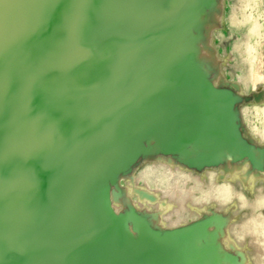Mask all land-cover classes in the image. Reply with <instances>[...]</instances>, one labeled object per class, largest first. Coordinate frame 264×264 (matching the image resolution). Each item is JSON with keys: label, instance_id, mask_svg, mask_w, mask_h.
<instances>
[{"label": "rangeland", "instance_id": "374dc122", "mask_svg": "<svg viewBox=\"0 0 264 264\" xmlns=\"http://www.w3.org/2000/svg\"><path fill=\"white\" fill-rule=\"evenodd\" d=\"M62 1L64 0H35L33 3L31 2L28 8L29 10L25 15V21L27 23L21 24L20 27L13 26L15 39L21 44L22 49L25 47V42L29 43L31 46V48H29L30 46L27 47L32 53L31 58L28 59L32 70L29 80H31V78L34 80L33 88H30L35 89L34 91H38L39 88H42L41 84L44 77L46 78L44 81L52 78V76L48 74V69H52L54 63L59 64L58 51L61 47L64 51H69L71 58L74 57V59H76L82 52V47L84 48L87 42L91 43L90 40H93L98 47L102 44L101 41H103L102 35L96 38L83 36L82 39L79 33L76 34L72 30L76 25L70 22L71 19L65 21L63 18V13L70 14L69 9L71 8H68L67 1L66 3ZM80 1L81 0H78L79 3ZM227 1L232 0H173L170 13H168L166 17H160L158 22L156 21V16L154 18L146 16L143 18L145 25L142 27L150 30V26L153 24L154 31L152 33L157 36V38L152 36V41L144 42L139 49V52H142V55H145V57L149 55V67L147 68L145 77L147 78V89L136 90L130 88L133 84L131 81L137 69L134 63L133 65L131 63L127 65L126 59L128 58V51L120 50L116 46L111 49L114 59L120 61L122 66H126L123 67V71H125L123 72V74H125V83H127L126 88H121L115 95H119L118 97L120 98L133 100L135 103L132 102V105L127 109L129 116L127 117L126 115V119L124 120L125 127L123 134L125 136L123 139L125 142L119 147L118 151H115V149L110 150L106 146L99 147L97 146V141H92L87 147L86 145H82L83 147L81 148L80 143L82 140L84 142L85 136L80 132L78 135L76 134L77 136L73 141L76 143L75 147L77 148L79 146L80 148V150L76 152L75 157L81 160L86 158L84 174L74 177V173H72L71 175L63 177L62 186L64 192L58 190L55 180L46 177L47 181L52 182L49 186L52 190L51 193H58L66 200V203L77 201L71 208L67 207L69 211L64 214L67 215V219H70V221L73 219L75 223L78 222L80 227L77 229L72 225L70 226V221L68 222V220L64 218L65 222L63 221L64 224L61 225V227L57 225L51 228V232L56 230L54 235L55 240H53V237L50 238L49 244L46 245L48 252L41 251L42 256L40 257L44 256V263L42 264H74V261L75 264H78L79 261L80 264H82V260L90 259L91 256L95 255L100 258L97 264H207L208 262H206L203 257L201 259H189L190 254L189 251L187 252L186 248L190 247L192 244H206L207 246L205 247L210 249L211 252L212 250L214 252H216V250H218V252L222 251L223 253L226 251L224 253L225 258L227 257V259L234 261V264H246V262H249L247 264L253 263V261H250L252 259H247L246 256L251 254L255 256V251H253L254 254L253 252L250 254L248 251L251 252V247L247 246V244H245L247 242L244 241L245 247L248 249L250 248L246 250L245 247H243V249H245L244 251H246L244 252L242 250V245H238L236 242V240H238L239 229L233 226V224H235L234 221L236 222L243 218L246 213L250 211L249 209L238 210L239 207L236 199L235 201L232 199L231 202L227 201L228 204L226 203V206L229 205V207L226 208H230L236 202L232 207L233 209L230 208L232 209L231 211H229L230 209L228 211L226 210L229 212L230 216H232V211V214L234 212L238 213H234L233 217L235 215H239V217L235 216L236 218H232L227 212L225 213L223 211L225 214L221 212V210L226 209L224 208L225 205L223 209L221 208L219 211L220 206L217 207V205H213L214 203L205 204L206 200L204 197L193 193L194 191L190 189L193 196L189 194L191 197H188L187 195V203L185 202L186 207L189 208L190 206L191 208L192 206V209H197L198 205L199 208L197 210H201L199 212L195 210L197 215L196 213L194 214L195 216L190 215L192 218L186 215L190 219H187L185 216L183 219H180L182 221L177 225H180V223L182 224L186 218L187 223H193V228L190 226L191 228L188 227L186 231L187 227H184V223V225L182 224L178 227L163 226L165 219L173 220V217H178L180 215L176 214L172 217V215L176 213L172 207L174 204L172 201L175 197L177 200L180 199L179 196L182 197L184 189L186 192L189 191L188 188H191L190 186L192 185L188 183L190 182L188 177L191 173L199 178L206 170H212L215 172V177L218 176L217 181L220 184H225V186L229 184V182L224 183L227 182L225 181L227 176L231 179L237 175V173H241L242 175L240 174L241 176H238L239 179L240 177L243 179L248 177V181H246V178L244 179L245 181L242 178L240 179L241 188L244 194L251 199L255 197V193L253 192L254 185L259 182L261 183H259L260 185L264 184V180H262L264 179V149L258 144L260 136L259 131L262 130L264 125V113L263 115L262 113L258 114V110L264 109V83L258 90L251 89L248 93H243L239 96L241 87L236 81L230 80L226 74L225 67L229 60L228 54L230 55V52L225 55L221 52L220 40L217 37V33L219 32L227 35L229 39L224 42L223 45L226 49L231 50L235 44L241 41L244 36V31L252 28L257 22V25L261 27V36L255 37L254 44L257 51L254 58V66L256 67L255 73L258 74L262 65L264 66V0H254L251 6L245 9V16H239L241 24L244 22L242 30L239 31L231 29L229 21L231 10ZM40 2H42V4ZM168 4H170V2ZM80 7L85 10L84 14L89 18L84 4ZM108 7H111L109 10L112 11V14L116 12L111 5ZM38 10L39 13H37ZM51 10L61 21L60 24H58L59 21L57 19L52 20L53 27L58 25L55 30V34L58 35V41L53 50L49 51L48 47L52 49L53 43L49 44L48 42H55L57 39L53 37L47 40L50 28L48 27V20L45 21L44 17L42 18L41 16L45 15V11L47 13ZM141 13L139 14L140 16ZM36 15H40L41 17L39 23L36 21ZM129 18H132V16H129ZM77 19L74 17L72 21ZM92 22L94 23L95 21L93 20ZM92 22L90 23L92 24ZM135 26L137 27V25L133 24H131V26L120 27V29L116 27V40L118 45L120 43L119 46L130 42L128 46H130L131 50L132 48L137 49L138 46H140L138 38L133 36ZM127 27L130 29H127ZM30 28L31 30H29ZM69 28L71 29L66 31ZM145 32L146 31H144V33ZM40 33L41 35L44 33L46 41L42 37V40H40ZM131 36H133L134 41L131 38L129 42ZM82 40L86 41V43L84 44ZM34 41L33 48L32 42ZM93 41L91 44H94ZM48 44L49 46L47 47ZM89 47L90 45L88 48ZM17 59L21 61V56H18ZM87 63L88 58L86 57L76 64L86 66ZM72 64L73 61H71L70 67L71 73H74L73 75H75V77L70 78L71 80H68L67 89L62 93L60 92V100L64 104L63 107L67 108L68 106L71 111L68 127L71 125V127L73 126L72 129H79L82 128L84 124H88L90 129L93 128L96 133L100 134L101 130L97 122H95V118L93 119L90 115V112L92 108H94L92 105L96 99L107 101L110 94L107 93V87L102 85V79L101 77L99 78L97 71L92 69L89 71V75H81L72 70ZM238 65L239 64L236 63V66ZM25 66L29 68L28 62ZM17 83L18 82L15 84ZM99 83L100 85H98ZM19 84H21V81ZM210 86L213 89H210ZM91 87L93 88L91 89ZM95 87L97 90H95ZM90 90H93L94 94H91L92 91L90 93ZM13 91L15 94L11 99L10 111L13 113L14 111L16 112L17 109L23 111L26 115V122L33 123L34 125V116L27 115L28 111L24 106L25 100L21 91H25V89L16 87ZM88 94L91 95V98ZM87 98L91 101H87ZM40 99L41 98L38 97V101H36L37 109L42 107V102L39 101ZM76 100H79V102ZM123 105V103H120L118 106L121 107H115V109L119 110L117 114L115 112L116 122L124 117L127 111L124 110ZM82 111L85 112L82 113ZM81 114H83L84 117ZM80 117L82 118L81 120ZM77 119L78 122H76ZM83 119L85 123H83ZM100 121H103V118ZM185 124L189 126L185 127ZM29 129L32 132L36 130L34 126H29ZM176 132L180 133L184 140L181 143L170 146V148L167 146L169 144L166 142L169 141L170 137L172 135L174 136ZM228 132L234 133L235 139H230ZM203 135L204 138L207 136V140H205L206 138L203 139ZM109 137L112 138L111 136ZM241 149L245 150L244 154L240 152ZM250 151H252L251 153H254L255 156L256 154L258 156L260 155L259 157L257 156L258 159L251 158L252 154ZM90 157L94 160L92 164L91 159H89ZM196 158L201 159L204 164L202 166L195 165L194 161L197 160ZM260 160H262V162ZM159 163L163 165L166 164L169 167L171 166L173 169L176 166L177 169L174 170L175 172L179 171V173H177L178 176L176 175V178L173 176L171 177L169 174L168 176L163 167L161 169L159 168V166L161 167ZM243 164H247L246 167L248 168H246L245 165L243 166ZM146 165H150L153 169L151 167H148V169ZM228 166L231 167L229 168ZM236 166L239 168H235ZM244 167L247 171H244ZM234 169H238L236 171L237 173H234ZM239 169L242 172L239 171ZM159 170H163L166 173L163 171L159 172ZM137 176L139 179L136 178ZM250 176H253V183L250 181ZM147 177H149L150 182H148ZM178 177L180 179H178ZM184 179L186 180L184 181ZM230 179H228V181H230ZM175 180H178V182L182 180V182H184L183 184L186 186L180 185ZM56 181L58 183L59 179L57 178ZM3 182H6L7 185L9 184V180L3 179ZM246 183L247 186L245 185ZM248 183H251V185ZM137 184L145 187L140 186V188H142L141 191H144L143 194L145 195H141V191L140 194H134L133 191H136L138 187ZM178 185L179 188L183 187V192H181V188L177 191ZM70 186L74 189L70 188ZM173 188L174 190L177 188V192H172ZM152 189L153 191L161 192L162 195L165 194L164 197L166 199L171 196V193L173 196L176 195L175 197L172 196V199L170 198V202L164 201L163 197L161 198L162 200L160 199L162 202L160 200H158L160 202L156 201L154 197L153 201L151 197L152 194L149 192ZM92 190L93 192L90 195V191ZM91 197L94 200L93 205L96 214H93L92 210L90 208L88 209L86 206L89 204L88 199L92 201ZM79 198L81 201H79ZM193 199H195V202ZM167 200L169 201V199ZM12 202L14 203V201ZM83 202L85 207L83 206ZM192 202L194 203L192 204ZM166 203L168 204L166 205ZM170 207L173 208V211ZM236 209L239 212H237ZM145 213L147 215L144 217ZM138 214L139 216H137ZM240 214H244V216L240 217ZM177 219H179V217ZM220 219L224 221L225 226L228 228L227 230L226 227H218L221 222ZM230 219H232V221ZM139 220L143 221L144 224L150 223L149 227L151 231L147 226V228L140 227L137 230L140 224ZM184 222L186 223V221ZM230 224L231 226L228 227ZM174 225L175 224H172L171 226ZM216 228H223L226 236L225 234H223V236L220 235L219 238H221L222 241L219 239V242L217 241L213 244L211 242V237L215 233V230L217 231ZM178 230L179 232H177ZM19 233H21V230H19ZM139 233L141 235H139ZM137 234L138 237L140 236V239H138V237L136 239ZM5 237L6 236L0 239V258L8 256L7 259L9 258V260L7 264H11V255L14 248H9L8 251H4L3 240ZM204 237L205 240H207L204 241L205 243L203 242ZM262 238L264 237L262 236ZM261 240L264 241V239ZM219 243L220 245H216ZM27 244L32 249H38L36 244ZM258 245L263 246H257V248L263 249V251L260 250V253H262L260 257L264 259V242L258 243ZM222 246L224 250L221 249ZM235 246H237L240 252L236 250ZM15 247L18 248V246ZM230 249L232 252H229ZM1 252L3 253L1 254ZM40 253L39 255H41ZM235 261L237 263H235Z\"/></svg>", "mask_w": 264, "mask_h": 264}, {"label": "bare ground", "instance_id": "6f19581e", "mask_svg": "<svg viewBox=\"0 0 264 264\" xmlns=\"http://www.w3.org/2000/svg\"><path fill=\"white\" fill-rule=\"evenodd\" d=\"M34 1L35 0H0V239H2L4 236H6L5 239L3 240L4 251H8L9 248H14V251L11 255V257H12L11 264H42V263H44L43 262L44 256L43 257H40V256H42V252H46L48 250V248H46V245L49 244L50 238L53 237V240H55L54 235H55L56 230L54 232H51V228H53L57 225H58V227L59 226L61 227V225H63L65 222L64 218L67 219V215L64 214V213L69 211L67 209V207L71 208L72 205H74L77 202V201H74L71 203H66V200L63 197H61L58 193H56V192L51 193L52 190L49 188V186L52 182L46 180L47 178L55 180V183H56L58 190L60 192H64V190H63L64 188L62 186V182L64 179L63 177L71 175L72 173H74V177L77 175H83L84 174V171H85L84 167L86 166V158L81 160V159H78L77 157H75L76 152L78 150H80V148H79V146L77 148L75 147L76 143H74L73 139L81 132L85 136L84 142L82 140L80 143L81 148L83 147L82 145H84V146L86 145V147H87L92 143V141H97L98 142L97 146H99V147L106 146L110 150L115 149V151H118L119 147L121 145H123V143L125 142L123 139V137L125 136L123 134V130L125 127V121L124 120L126 119V115H127V117L129 116L127 109L129 108V106L132 105L133 100L131 101V100H128L125 98H120V97H118L119 95H117V96L115 95V93L118 92L121 88H126L127 83H125V74H123V72H125V71H123V67H126V66H124V65L122 66L120 64L121 63L120 61H117L116 59H114V56L112 55L111 49L114 46H116L120 50L128 51L127 52L128 58L126 59V61H127L126 63H127V65L129 63H131L133 65V63H134V66L137 69L135 72L136 74L131 81V83H133V84L131 85L130 88L136 89V90L147 89L146 86H148V84H147V80H146L147 78H145V77H146L147 68L149 67V55H147V57H145V55H142V52H139V49H140L141 45L144 44V42L152 41L151 40L152 36H154L156 38H157V36H156V34L152 33L154 31V27H153L154 25L153 24H152V26H150L151 27L150 30L144 29L142 27L145 25L143 18H145V16L150 17V18L151 17L154 18L156 16V21L158 22L159 21L158 19L160 17H162V18L166 17L168 15V13H170V9H171L170 7L172 5L173 0H171V1H169V0H97V2H96V0H92V1L81 0L80 3L78 2V0H64V1H62L63 3H66V1H67L68 8L69 7L71 8V9H69L70 14L69 13H63V18L65 21L67 19H71L70 22H73V24L76 25L72 29L76 34L79 33V35L82 37V39H83V36L89 37V38H92V37L96 38L97 36L102 35L101 37L103 38V41H101L102 44L98 47L97 45H95L93 40H90V41H91V43L93 41L94 44H91L90 42L86 43V41L82 40L84 42V44L85 43L86 44L84 45V48L82 47V52L79 54V57H77L76 59H74V57L71 58L69 51H64V49H62V47H61L58 51L59 64L54 63L53 64L54 66L53 67L51 66L52 69H48L49 70L48 74H50L52 76V78L50 80L47 79L46 81H44L46 78L45 77L43 78V75H42V78H43L42 84H41L42 88H39L38 91H34L35 89H30V88H33V81H34L33 78H31V80H29V76L31 75L30 73L32 72V70H31L30 62L28 59L31 58L32 53L30 52L29 49H27V47L30 45H29V43L25 42V44H24L25 47H24V49H22L21 44L15 39V36L13 33V29H14L13 26L14 25L17 27H20L21 24L27 23L25 21V15H26V12H28V10H29L28 8L31 5V2L33 3ZM253 1L254 0L227 1L228 6L230 7V10H231V13L229 14V21H230V26H231L232 30H234V31L242 30V25L244 24V22L241 24L239 16L240 15H242L241 17L245 16L244 15L245 9L248 8L249 6H251ZM169 2H170V4H168ZM52 4H54V3H52ZM83 4H84V8L87 10L89 18L85 16V14H84L85 10L80 7ZM107 5L108 6L111 5L112 8L115 9L114 11H116V12H114L112 14V11L109 10V8H111V7H108ZM45 6H46V3H45ZM197 12H198V10H197ZM140 13H141V16L139 15ZM142 15H143V17H142ZM129 16H132V18H129ZM74 17H76V19L77 18L78 19L72 21V18H74ZM249 17H251V16H249ZM246 19H247V17H246ZM93 20L95 21L94 23L92 22ZM30 22H31V18H30ZM90 22H92V24ZM157 22H154V23H157ZM31 24H32V22H31ZM131 24L137 25V27L135 26V28L133 30L134 31L133 36H136L138 38V40L140 41V46H138L137 49L132 48V50H131L130 46H128V45L131 43L130 39L132 38V40H133V36H131L130 38L128 37L130 43L123 44L122 46H119L120 43L118 45V42L116 40L117 39L116 38L117 37L116 27L118 29H120V27H126L128 25L131 26ZM117 25H119V26H117ZM65 26H67V25H65ZM152 27H153V29H152ZM70 29L71 28H69L66 31H69ZM127 29H130V28L127 27ZM260 29H261V27L258 26L257 22H256L252 28L244 31V36L242 37L241 41L238 44H235L231 48V50L226 49V47L223 45V43L226 42L229 39V37L227 35L221 33V32L217 33V37L220 40L221 52L224 53V55L226 53L230 52V55L228 54L229 60H228L227 65L225 67L226 74L230 80L236 81L239 84V86L241 87L240 88L241 93H239V96H241L243 93H248L251 89L258 90L259 88H261V85L264 83V66L262 65L258 74L255 73L256 67L254 66V58H255L256 52H257L256 47L254 45L255 44V37L261 36L260 35ZM29 30H31V28ZM144 31H146V32L144 33ZM40 35H41V33L39 34V37H40V40H42ZM257 41H259V40H257ZM34 43H35V41L32 42L33 48H34ZM190 43H191V41H190ZM89 45H90V47L88 48ZM29 48H31V46ZM121 48H123V49H121ZM191 48H192V46H191ZM18 56H21V61L17 59ZM236 56H237V58H236ZM50 57H52V56H50ZM86 57L88 58V63L86 64V66H83L82 64H76L77 62L81 61L82 59H84ZM187 59H188V57H187ZM71 61H73L72 70L75 71L76 73L78 72L81 75L82 74L83 75H86V74L89 75V71H91L92 69L97 71L99 78L101 77V79H102L101 80L102 85H105V87H107V90H108L107 93L110 94L109 95L110 97H108L109 99L107 101L96 99V101L92 105L94 108H92V110L90 112V115L93 117V119L95 118V122H97V125L99 126V129L101 130L100 134L96 133V131L93 128L90 129V126H88V124L87 125L84 124L82 126V128H79V129H76V128L72 129L73 126L71 127V125H70L71 128L68 127L70 117H71V111H70V107H68V106H67V108L63 107L64 104L60 100V96H61L60 92L62 93L65 89H67L68 80H71L70 78L75 77V75H73L74 73H71V67H70ZM193 61H195V60H193ZM27 62H28L29 68H26V66H25V64ZM55 62H56V60H55ZM236 63H238L239 65L236 66ZM192 72H194V71H192ZM20 81H21V84H19ZM16 82H18V83L15 84ZM205 83H207V82H205ZM28 84H30V85H28ZM98 85H100V83ZM16 87L17 88L22 87L25 89V91H21V94L25 100L24 106L26 107V109L29 113V114L27 113V115H33L34 116V119H35L34 125H33V123H27L26 122V118H25L26 115L23 111L18 110V109L16 112L14 111V113L10 111L11 110V105H10L11 99H12V96L15 94V92L13 90ZM217 87H218V85H217ZM92 88L93 87H91V89ZM210 89H213V88L211 87ZM95 90H97V88ZM91 91H92V93H91ZM90 93L94 94L93 90H90ZM213 94H214V92H213ZM206 95H207V92H206ZM38 97L41 98L39 101L42 102V107L40 109L36 108V101H38L37 100ZM89 97L91 98V95H89ZM177 98H178V96H177ZM179 99H180V97H179ZM89 100L90 99H88L87 101H89ZM181 100H183V99H181ZM76 101L79 102V100H76ZM180 102H182V101H180ZM110 103H111V105H110ZM120 103L124 104L123 105L124 110L125 111L127 110V111L124 114V117H122L120 120H118L116 122L115 112L117 114L119 112V110L115 109V107H118V108L121 107V106H118V104H120ZM22 110H24V109H22ZM41 110H42V112H41ZM39 112H41V113H39ZM84 112L82 111V113H84ZM258 112H259L258 114L262 113V115H263L264 109L258 110ZM79 115H80V113H79ZM81 115L84 117L83 114H81ZM74 116H76V115H74ZM73 117H72V120H73ZM11 118H14V119H11ZM102 118H103V121H100ZM81 119L82 118L80 117V120ZM186 121H187V119H186ZM76 122H78V119ZM83 123H85L84 119H83ZM83 123H80V124H83ZM90 124H91V121H90ZM29 126H34V128L36 130L34 132H32L29 129ZM91 126H92V124H91ZM187 126H189V125L185 124V127H187ZM74 127H76V126H74ZM142 128H144V127H142ZM191 130H192V128H191ZM178 132L174 133V136L172 135L170 137L169 141L166 142L167 144H169V145L166 144L168 147L174 146V144H176V143H181L184 140L182 138V135ZM194 132H195V130H194ZM205 134H206V132H205ZM228 134H229L230 139H235L234 133L228 132ZM158 135H159V133H158ZM259 135L260 136H259L258 144L264 149V125H263L262 130L259 131ZM109 136H111L113 139L110 138ZM202 137H203V139H205L207 136L204 138V135H203ZM149 138H150V136H149ZM208 139H210V138H208ZM205 140H207V138ZM226 144H227V142H226ZM228 145H230V144H228ZM231 145H233V144H231ZM221 147H223V146H221ZM237 151H238V149H237ZM244 151L245 150L241 149L240 152L244 154ZM251 152L252 151H250V153ZM98 154H101V153H98ZM251 154H252L251 158H253V159L254 158L258 159V157L260 156V155L258 156L257 154L255 156L254 153H251ZM239 156H240V154H239ZM10 157H11V159H10ZM89 159H91V164H92V162H94L93 158L90 157ZM260 161L262 162V160H260ZM194 162H195L194 164L198 165V166H202L204 164V162L201 159H197ZM263 162H264V160H263ZM247 164H243V166L245 165V167H246ZM150 165H152V164H150ZM150 165H146L147 168L151 167ZM160 165H161V167L158 165L159 168L161 169L163 167L164 170L167 172V175L169 174L171 177L173 176L174 178H176L175 176L177 175V173H179V171L175 172V170L177 169L176 166H175L176 168L174 167V169H175L174 170L173 167H171V166L169 167L166 164H164V165L160 164ZM228 167L230 168L231 166H228ZM237 167L238 166H236L235 168H237ZM245 167H244V171L246 170ZM151 168L153 169V167H151ZM242 168H241V170H242ZM246 168H248V167H246ZM237 170H235L234 173ZM241 170L239 169V171H241ZM160 171H163V170H159V172ZM165 171H163V172H165ZM180 171H182V170H180ZM149 172H151V171H149ZM157 172H155V173H157ZM231 173H233V172H231ZM180 174H181V172H180ZM180 174H179V176H180ZM240 174L241 173H239V174L237 173V175H235V176L233 174L234 177L231 179L229 176H227L228 178L226 177V180H225L227 182H224V183L229 182V184L228 185L226 184V186H225V184H220L217 181L218 176L215 177V172H213L212 170H206L205 173L203 175H201V177H199V178H197V176L192 175V173H191L188 177L190 180V182H188V183H190V185H192V186H190L191 188H188V189L190 192L192 190V191H194L193 193H196L197 195L203 196L204 199L206 200L205 204H208V203L213 204L214 203L213 205H217V207L220 206L219 211L221 210V208L223 209L224 205H225L224 208L229 207V205L226 206V203H227V201L231 202L232 199H234V201L236 199V202H237L238 207H239L238 210H240V209L241 210H243V209L248 210L249 209L250 211L248 213H246L245 216H244V214L243 215L240 214V217L244 216L243 218L239 219L236 222L234 221L235 224L232 223L234 227H238V229H239L238 237H237L238 240H236V242L238 243V245H242L243 251L245 249L246 250L250 249V248L249 249L246 248L245 244H247V246L251 247V249H250L251 252L248 251L250 254L253 251H255V256H253L252 254L246 256L247 259L248 258L252 259V260L249 259L251 262L253 261L252 264H264V261H263L264 259H262V257H260V254H262V253H260V250L263 251V249L257 248V246H259L258 243L260 244V243L264 242L263 240H261V239H264V238H262V236L264 237V233H261V232H264V189H263L264 184L262 183L263 185H260L261 183L259 182L260 184L258 183V184L254 185V188H253L254 191L253 192L255 193V197L253 199H251L249 196L244 194L243 189L241 188L242 186L240 184V179L242 177H240V179L238 177V176L242 175V174L241 175ZM252 177L253 176H250L249 178L251 179L250 181H252V183H253ZM57 178L59 179L58 183L56 181ZM136 178L139 179L138 176ZM247 178H246V181H248ZM3 179L9 180V184L7 185L6 182H3ZM178 179H180V178L178 177ZM223 179H224V177H223ZM228 179H230V181H228ZM147 180H148V182H150L149 177H147ZM185 180L186 179H184V181ZM262 180H264V179H262ZM175 181L178 182V180H175ZM178 183L182 186L185 185V184H183L184 182H182V180L179 181ZM178 183H176V184H178ZM255 183H256V181H255ZM176 184H174V185H176ZM248 184L251 185V183H248ZM137 185L140 188L141 185L140 186H139V184H137ZM245 185L247 186V183ZM138 187H137L138 190L136 189V191H133L134 194L135 193L140 194V191L142 188L139 189ZM141 187H144V186H141ZM70 188H73V187L70 186ZM75 188H76V185H75ZM177 188H175V190L173 188L172 192L173 191L177 192L180 190V188L182 190L183 187L179 188V185H178ZM176 189H177V191H176ZM146 191H147V189H146ZM189 191L186 192V190L184 189V192H183V190H182L181 192H183L182 193L183 195H182V197L179 196L180 199H178V200L175 199L176 194L173 196V194L170 192L171 196L167 198V199H169V201L164 197V195H165L164 193H163L164 195H162L161 192L153 191V189L151 191H149L152 194V196L151 195L150 196L152 198L154 197L156 201L160 200L163 197L164 201L166 200L167 202H170V198L172 196L175 197L172 201V202H174V204H173V206L172 205L171 206L174 208V211L176 213L175 214L173 213L174 215H172V217L175 216L176 214H180L178 216L179 219H177L178 217H173V220L169 219L170 221L165 219L163 226L166 225L167 227L168 226H170V227H176L177 226L178 227L184 223L185 224L184 227H187L186 231H187L188 227H190V226L193 228V223L192 224L187 223V219L189 218L187 216L194 215L196 213L195 210H197L199 207H198V205H197V209L196 208L192 209L193 207L191 206V208H190L189 205H188L189 208L186 207L185 202L187 203L186 200L188 199V197H191V195H192V192L190 193ZM92 192H93V190L90 191V195L92 194ZM143 192L141 193V195L143 194ZM189 194H191V195H189ZM75 195H74V197H75ZM90 195H88V196H90ZM143 195H145V194H143ZM187 195H188V197H187ZM146 198H147V196H146ZM154 198H153V201H154ZM88 200H89V204L86 205L87 208L88 209L90 208L92 210V213L96 214L95 207L93 205V203H94L93 198H92V201H91V199H88ZM147 200H148V198H147ZM191 200H192V198H191ZM12 201H14V203ZM79 201H81L80 198H79ZM85 201H86V199H85ZM160 201H158V202H160ZM193 201L195 202V199H193ZM194 202H192V204ZM236 202H235V204H236ZM167 204L168 203H166V205ZM192 204H190V205H192ZM83 206L85 207L84 202H83ZM193 206L196 207L195 205H193ZM232 207H230V208H232ZM2 208H3V210H2ZM173 208L170 207V209H172V211H173ZM230 208H226L225 210H221V212L224 211L226 213ZM232 209H230L229 211H231ZM200 210L201 209L197 210V212H199ZM170 211H169V213H170ZM234 211H235V209H234ZM236 211H237V209H236ZM166 212H168V211H166ZM232 212H231L232 216H230L229 212H227V214H229V216L232 218L237 216V215H235L233 217L234 213L235 214H238V213L234 212L232 214ZM237 212H239V211H237ZM167 214H166V216H167ZM146 215L147 214L145 213L144 217ZM196 215H197V213H196ZM201 215H202V213H201ZM137 216H139V214ZM185 216L187 219L185 218L184 221H186L187 224L183 221L182 224L180 223V225H177L180 221H182L180 219H183V217H185ZM141 217H142V215H141ZM141 217H140V220H141ZM237 217H239V215ZM145 219H147V218H145ZM221 219H223V218H221ZM221 219H220L221 222H220L218 227H226L224 224V221H223L224 219L223 220H221ZM67 220H68V222L70 221V219H67ZM230 220L232 221V219H230ZM69 224H70V226L72 225L73 227H75L77 229H78V227H80L79 223L78 222L75 223L73 221V219L69 222ZM74 224H75V226H74ZM172 224H175V225L171 226ZM149 225H150V223L144 224L143 221H140V224L138 225L139 227L137 228V230L140 227H146L147 226L149 228V230L151 231ZM230 226H231V224L228 225V227H230ZM190 228H189V230H190ZM227 229L228 228L226 227V230ZM19 230H21V233H19ZM182 230H180V231H182ZM177 232H179V230ZM51 233H52V235H51ZM223 234H225L223 228L217 229V231L215 230V233L212 236L213 238L211 237V239H212L211 242L213 244L217 241L219 242V239H221L219 237H220V235L223 236ZM139 235H141V234L139 233ZM225 236H226V234H225ZM229 236H231V235H229ZM137 237H138V234L136 235V239H137ZM228 238H230V237H228ZM138 239H140V236L138 237ZM246 239H248V240H246ZM204 241H207V240H205V237H204L203 242ZM220 241H222V239ZM228 241H229V239H228ZM230 241H232V240H230ZM244 241L247 243L244 244ZM261 241H263V242H261ZM27 243L36 244L38 249L36 250V249L30 248V246ZM208 243H210V242H208ZM234 243H235V241H234ZM23 244H26V245H23ZM216 245H220V243L216 244ZM15 246H18V248ZM205 246H207V245L206 244L205 245L204 244H201V245H197V244L193 245L192 244L190 247L186 248L187 252L189 251V254H190L189 259H191V260L198 259V258L201 259L203 257V259L205 258L206 262H208L209 264H234V261L227 259V257L225 258L224 253L226 251H224V253L222 251H220V252H222V253H220V252H218V250H216V252H214L212 250V252H211V250ZM235 247H236V250L238 251L237 246H235ZM243 247H245V249H243ZM259 247H263V246L260 245ZM215 248H217V247H215ZM227 248H228V245H227ZM221 249L224 250L223 246L221 247ZM231 249L229 252H232ZM239 249H240V247H239ZM182 252H184V251H182ZM238 252H240V251H238ZM244 252H246V251H244ZM248 252H247V254H248ZM2 253L3 252H1V254ZM39 253L41 255H39ZM256 253H257V255H256ZM253 254H254V252H253ZM182 256H185V255H182ZM249 256H252V257H249ZM7 257L8 256L0 258V263L1 264H7L8 260H9V258L7 259ZM98 261H100V258H99V256L95 255V256H91L90 259L82 260L81 263L82 264H97ZM190 262H192V261H190ZM197 263H198V261H197ZM235 263H237V262L235 261ZM247 263H249V262H246V264ZM45 264H48V263H45ZM74 264H75V261H74ZM78 264H80V261L78 262Z\"/></svg>", "mask_w": 264, "mask_h": 264}, {"label": "water", "instance_id": "95a60500", "mask_svg": "<svg viewBox=\"0 0 264 264\" xmlns=\"http://www.w3.org/2000/svg\"><path fill=\"white\" fill-rule=\"evenodd\" d=\"M38 3H39V2H38ZM41 4H42V2H41ZM37 13H39V10L37 11ZM41 17H42V18L44 17V20H45V21L48 20V27L50 28V31H49V36H48L47 40H49V39H51V38H53V37H56V39H57V36H58V35L55 34V30L57 29L58 25L53 27V25H52V20H56V19H57V20L59 21L58 24H60V21H61V20L58 19V18L53 14L52 10H51L50 12H47V13H46V11H45V15H42ZM41 17H40V15H36V21H37V23L40 22L39 20H40ZM40 36L45 40L44 33H43L42 35H40ZM45 41H46V40H45ZM57 41H58V39H57L55 42H51V43H50V41L48 42L49 44H52V43H53V47H52V49H51L50 47H48L49 44L47 45L49 51H52V50H53L54 46H56V44H57Z\"/></svg>", "mask_w": 264, "mask_h": 264}]
</instances>
